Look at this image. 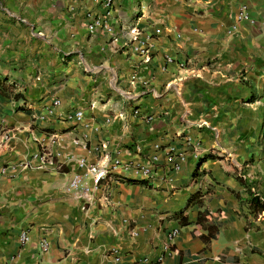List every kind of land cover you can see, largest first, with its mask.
<instances>
[{"label":"crops","instance_id":"0c3cea01","mask_svg":"<svg viewBox=\"0 0 264 264\" xmlns=\"http://www.w3.org/2000/svg\"><path fill=\"white\" fill-rule=\"evenodd\" d=\"M105 2L0 0V264H264V0Z\"/></svg>","mask_w":264,"mask_h":264},{"label":"built area","instance_id":"2783aa9c","mask_svg":"<svg viewBox=\"0 0 264 264\" xmlns=\"http://www.w3.org/2000/svg\"><path fill=\"white\" fill-rule=\"evenodd\" d=\"M111 4H112V0H106L105 2L106 6L110 7ZM248 18L249 16L247 12L241 11L239 15V19H248ZM251 22L252 24H255L257 20L252 19ZM106 25L108 26L109 24L106 21H102V18L100 16H95L90 21H88L87 28L91 35H95L101 26H106ZM159 31L160 30L157 29V32ZM128 33L131 35L129 41L133 43L137 39L140 30L137 28V26L134 25L133 27H130ZM116 39L117 38H115V40ZM147 59L150 60L149 57ZM165 61L166 63H171L174 62V59L173 57L167 55L165 57ZM145 83L147 84L149 83V81H146ZM49 113L55 114V107L50 108ZM135 113H139V111L136 110ZM67 117L74 121L76 120L77 122H80L82 120V112L76 111L74 113H68ZM10 135H11L10 132H7L5 134V140H8L10 138ZM104 147L105 145L102 144L101 147L98 148V151H101L100 153L102 154V158L106 159V161L107 160L110 161L109 155L103 151ZM181 160L182 159H180V161ZM179 166L180 163H176L174 165L175 170H178ZM110 168L111 167L108 166L107 163L104 164H99L96 162L89 163L86 157H82L79 160L80 172L75 174L70 179L68 183V189L71 193H74L75 198L77 199L81 209L87 211L88 208L96 202L97 200L96 192L103 187V179L106 178V176L108 175ZM179 231L180 229L175 228L168 233V237H167L168 243L166 246L168 254L172 253V250L169 248L170 243L177 237ZM29 239H30L29 232L23 231L21 233L22 243H27ZM39 245L44 252H47L50 248L49 240L46 237L40 240ZM163 259L164 256H160L158 261L161 262ZM139 264H154V263L151 259L144 258L139 261Z\"/></svg>","mask_w":264,"mask_h":264},{"label":"trees","instance_id":"16d2710c","mask_svg":"<svg viewBox=\"0 0 264 264\" xmlns=\"http://www.w3.org/2000/svg\"><path fill=\"white\" fill-rule=\"evenodd\" d=\"M128 182L144 183V181L135 180V179H128ZM252 206H253V210L256 212L263 211L264 210V198H261L260 195H254L252 198Z\"/></svg>","mask_w":264,"mask_h":264}]
</instances>
